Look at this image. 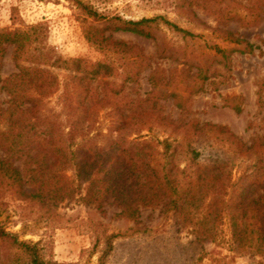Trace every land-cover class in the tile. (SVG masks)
Returning <instances> with one entry per match:
<instances>
[{"label":"rangeland","instance_id":"rangeland-1","mask_svg":"<svg viewBox=\"0 0 264 264\" xmlns=\"http://www.w3.org/2000/svg\"><path fill=\"white\" fill-rule=\"evenodd\" d=\"M78 1L89 4L106 19L162 17L194 36H183L160 20L147 29L152 38L114 31L105 19L87 17L75 0H0V33L43 24L42 44L51 57L110 65L112 74L97 80H107L110 89L120 90L114 101L134 112L141 107L139 103L134 107L136 101H144L142 135L146 140L173 137L177 125L190 120L225 126L246 147L264 134V107L257 102L264 80V0H242L257 10L259 19L252 13L221 25L201 9L205 0ZM221 1L209 3L223 8ZM89 27L125 47L100 50L85 39ZM222 31L231 32L252 48L224 41ZM215 46L229 51L226 57L217 53ZM12 51V46L7 47L0 58L2 79L16 71ZM50 70L61 83L72 73L60 68ZM6 100L0 91V102ZM55 100L56 96L50 98V107ZM153 100L157 102L155 107L151 106ZM114 108L111 104L92 108L82 125L86 135L77 141L90 151L108 139L120 142L119 137L125 136L126 142L132 141L135 135H126L128 124L117 130ZM151 113L167 122L155 121ZM182 130L180 127L178 132ZM253 159L251 154L233 156L227 167L231 180L235 181ZM14 165L23 167L21 162ZM63 175L69 178L71 173ZM76 189L70 198L49 208H40L11 192L0 193V223L19 240L37 244L43 260L58 264H264V255L232 250L227 219L221 225L224 235L219 244L198 238L184 216L164 212L161 207H141L137 218H124L117 215L120 208L112 198L97 206L82 200L83 184Z\"/></svg>","mask_w":264,"mask_h":264},{"label":"trees","instance_id":"trees-1","mask_svg":"<svg viewBox=\"0 0 264 264\" xmlns=\"http://www.w3.org/2000/svg\"><path fill=\"white\" fill-rule=\"evenodd\" d=\"M75 1L87 17L105 19L114 31L152 38L147 29L160 20L183 36H194L162 17L136 21L106 19L89 4ZM221 2L223 8L219 4L212 6L209 0L201 3L203 12L217 24L252 13L256 16L257 10L242 0ZM252 21L245 24L251 25ZM222 34L228 43H245L247 49L252 48L229 31ZM85 39L100 50L125 47L91 27ZM42 40L43 24L0 33V58L12 46L16 68L5 79L0 77V91L7 96L6 102H0V193L11 192L40 208H49L70 198L83 184L82 200L86 203L100 206L112 198L120 208L117 215L129 219L137 218L141 207H161L164 212L184 216L198 238L219 244L224 235L221 225L227 219L233 251L264 255V134L246 147L225 126L190 120L177 125L173 137L159 140L154 136L146 140L142 135L144 101H136L134 107H141L134 112L121 106L117 99L114 101L120 90L110 89L107 80H97L112 74L110 65L51 57ZM214 49L223 57L229 52L217 46ZM50 68L72 73L61 83ZM53 96L55 105L50 107ZM257 102L264 107V80ZM110 104L115 107L117 130L128 124L126 135L134 134L135 138L129 142L125 136L119 137L120 142L108 139L90 151L77 141L86 135L82 125L92 108ZM156 104L153 100L151 106ZM177 107L183 108L181 104ZM154 119L167 122L156 113ZM180 127L183 130L178 132ZM147 130L150 132L151 128ZM238 154H251L254 159L232 181L227 167ZM15 162H21L23 167L18 169ZM66 172L71 173L69 178L63 175ZM0 264L58 263L43 260L37 244L19 240L0 223Z\"/></svg>","mask_w":264,"mask_h":264}]
</instances>
